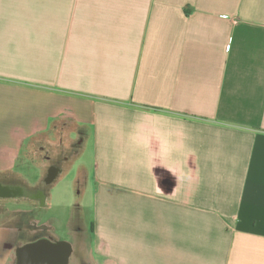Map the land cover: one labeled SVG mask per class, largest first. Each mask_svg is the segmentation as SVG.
Instances as JSON below:
<instances>
[{
    "label": "crops",
    "instance_id": "1",
    "mask_svg": "<svg viewBox=\"0 0 264 264\" xmlns=\"http://www.w3.org/2000/svg\"><path fill=\"white\" fill-rule=\"evenodd\" d=\"M63 141L75 264H264V0H0V220L47 206Z\"/></svg>",
    "mask_w": 264,
    "mask_h": 264
},
{
    "label": "rangeland",
    "instance_id": "2",
    "mask_svg": "<svg viewBox=\"0 0 264 264\" xmlns=\"http://www.w3.org/2000/svg\"><path fill=\"white\" fill-rule=\"evenodd\" d=\"M65 146L66 142L63 141L59 142V147H55L57 153L56 157H60L58 159V165L61 168L67 166V163L64 162L63 159L65 154L60 150L62 149L61 147ZM70 151L71 150H68L65 153H70ZM73 151L74 150L71 152ZM31 169L32 168H30V171ZM33 170L34 169H32L31 172L32 174H27V176L36 179L38 177V172ZM86 175L90 178L91 156L89 151L76 157L63 177H61L55 185L49 187V189L44 188L41 182V188L44 192L48 193V202L45 208H40L38 211L36 210L37 216L41 221H48L56 228L55 233L59 239L67 240L70 244L73 243V250L75 251L73 258H75L77 253H80L79 255H81L83 259L88 257V247L85 246L84 242L88 245L91 235L90 229L93 223L91 200L93 187L91 183H87V181L84 180L83 177ZM53 217H57L59 221H54ZM67 220L71 223L70 229H68L69 225L66 226L68 223ZM77 228H80L81 232L78 230L75 231ZM70 233L73 236L72 239ZM76 261L75 258L73 263L75 264Z\"/></svg>",
    "mask_w": 264,
    "mask_h": 264
},
{
    "label": "flooded vegetation",
    "instance_id": "3",
    "mask_svg": "<svg viewBox=\"0 0 264 264\" xmlns=\"http://www.w3.org/2000/svg\"><path fill=\"white\" fill-rule=\"evenodd\" d=\"M59 158L60 157H55L52 159L47 171L46 179L42 181L44 188L50 187V180L55 176V173L61 169L58 165ZM3 189L4 187L0 186V191H4ZM38 190L37 196H41L44 192L41 185ZM37 219L38 216L36 210L33 213L10 214L8 216H3L0 220V228L7 229L8 231L5 235V240L0 247V264H31L25 262L24 259L21 258V253H19L23 246L30 243L41 240H47L50 243L67 242V240H62L57 236H53L49 228L42 225L43 221L38 222ZM58 254V258L61 259L63 255L62 250H59ZM72 254H75L74 250L69 256V261ZM54 261L55 260H52L50 256L48 264H60V262ZM69 261L67 264H69Z\"/></svg>",
    "mask_w": 264,
    "mask_h": 264
},
{
    "label": "water",
    "instance_id": "4",
    "mask_svg": "<svg viewBox=\"0 0 264 264\" xmlns=\"http://www.w3.org/2000/svg\"><path fill=\"white\" fill-rule=\"evenodd\" d=\"M59 250H62V258L59 259ZM72 252V247L67 242L50 243L47 240H41L23 246L21 251V258L25 262L36 264H48L51 256L54 262L58 261L60 264H67L69 256Z\"/></svg>",
    "mask_w": 264,
    "mask_h": 264
}]
</instances>
